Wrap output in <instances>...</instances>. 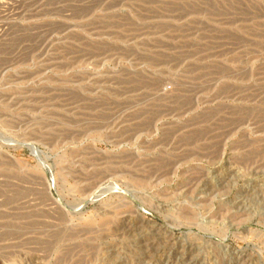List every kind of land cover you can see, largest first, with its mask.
I'll return each instance as SVG.
<instances>
[{
  "label": "rangeland",
  "instance_id": "1",
  "mask_svg": "<svg viewBox=\"0 0 264 264\" xmlns=\"http://www.w3.org/2000/svg\"><path fill=\"white\" fill-rule=\"evenodd\" d=\"M0 264H264V0H0Z\"/></svg>",
  "mask_w": 264,
  "mask_h": 264
}]
</instances>
